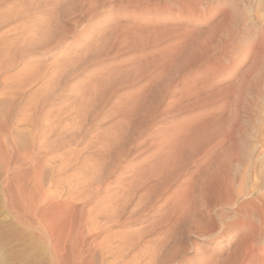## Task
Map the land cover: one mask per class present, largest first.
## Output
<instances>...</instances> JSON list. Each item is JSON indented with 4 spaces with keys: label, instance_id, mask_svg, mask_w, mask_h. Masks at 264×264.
I'll use <instances>...</instances> for the list:
<instances>
[{
    "label": "bare ground",
    "instance_id": "bare-ground-1",
    "mask_svg": "<svg viewBox=\"0 0 264 264\" xmlns=\"http://www.w3.org/2000/svg\"><path fill=\"white\" fill-rule=\"evenodd\" d=\"M64 1L0 0L2 221L50 264H264L263 20L90 0L67 30Z\"/></svg>",
    "mask_w": 264,
    "mask_h": 264
},
{
    "label": "rangeland",
    "instance_id": "rangeland-1",
    "mask_svg": "<svg viewBox=\"0 0 264 264\" xmlns=\"http://www.w3.org/2000/svg\"><path fill=\"white\" fill-rule=\"evenodd\" d=\"M73 1L74 0H66V1H64L63 2L64 5L61 8V11L63 10V8H64V11L61 12V14H60L61 17L60 18L62 19L63 24L65 23L64 26L66 27L67 30H70V29L75 28V26L77 24H79V23H82V21H83V23L86 24L87 28H89L90 26H92L91 24H94V23L98 22L99 19L102 18L103 15L104 16L106 15V12H103L102 10H100L102 12H99V11H96L95 10V12L92 13L91 12L92 10L90 8V11H89V6L90 5L88 3L90 2V0H88V2H87V0L86 1L85 0L81 1L80 0L83 3L82 6H80L81 5L80 4V1L75 0V1H77V2L74 1L75 4H74ZM84 1H85V3H84ZM96 1H98V0H96ZM242 1L244 3H247V4H244ZM248 1H250L251 4H248ZM257 1L260 2L259 5L256 4V3H258ZM93 2H94V0H93ZM99 2H101V0ZM263 2H264V0H256V1H254V0L253 1L252 0H240V2H239L240 5L238 6V8H236L237 6H235V8H233V10H232V7L229 8V13L232 12V14H233V15L230 14L231 15V18H232V16L233 17H236V18L239 17L238 19H243V17H244V19H247L248 18V20H250L249 18L255 19L256 22L257 21L262 22V20L264 22V3ZM65 3H66V5H65ZM77 3H79V4H77ZM252 3L254 5L253 7L254 8H257V9H253L252 8ZM71 4L80 6V8L77 7V9H76V7L73 6V5L71 6ZM123 4H125V3H123ZM86 5H89V6H86ZM255 5L256 6H259V7H255ZM85 7H87L88 9L85 8ZM131 7H132V9L135 8L133 6H131ZM72 9H76V12L73 11ZM79 9H81V10H79ZM84 10H86L85 13H84ZM259 10H261V11H259ZM72 11L75 12L76 14L75 13L72 14ZM90 12H91V15H90ZM62 13H65V14L62 15ZM253 13H255V14H253ZM257 13H258V15L260 17L257 16ZM87 14H89L90 17ZM234 14H235V16H234ZM67 15H68V17L66 18ZM86 15L88 16V18H87ZM250 15H252V16L250 17ZM63 18H66V19H63ZM97 18H98V20H97ZM256 18H258V19H256ZM220 19H222V16L221 15L217 16L216 18H214L211 21L210 25L211 26L213 24L215 25L216 23H218L220 21ZM75 20H77V21H75ZM216 20H217V22H216ZM207 27H209V26H205V25L199 26V28L202 30V32H206L207 29H208ZM203 29H205V30H203ZM240 47L242 48L243 45H240ZM135 49H138L137 45L136 46H133V47L132 46L131 47L128 46L127 48H125L122 51L123 53L121 52L117 56V59H115V61H117V62H120V61H122V62H128L129 58L132 59L137 54H139L137 50L135 52ZM146 51H149V50H146ZM238 53H239V51H236V54H238ZM111 62H112L111 59H107V60L103 61L104 64H108V63H111ZM92 66L90 67V70H93V68L96 67V65H94L95 67H92ZM18 99H19V97H18ZM18 99L16 97L14 99V102L16 101L15 104L18 107L17 110L20 111L24 107L23 102L25 101V99L24 98H21V99H19L20 101ZM22 99H24L23 102H21ZM17 100H18V102H20V104L17 102ZM19 108H21V109H19ZM262 145H263V149H264V144H262ZM187 178H189V175L184 176V179H187ZM1 201L2 200H1V197H0V204H1L0 205V215H1V217H0V264H46V263H49L48 259L45 257V254L43 252V247L40 245L39 242H37L31 236L30 233H28L27 231L21 229L20 227H18L15 224H12V223H9L8 224V223L2 221L3 219H1V218H3V216H5V214L3 213L4 212V209H3V206H2L3 205V201H2V203H1ZM11 225H12V227H11ZM1 226H4V227L1 228ZM5 227L6 228L8 227V228L6 229ZM1 229H3V230H1ZM28 236L31 239H29ZM43 257L46 258V259H44Z\"/></svg>",
    "mask_w": 264,
    "mask_h": 264
}]
</instances>
